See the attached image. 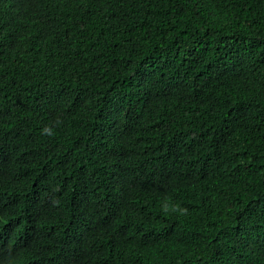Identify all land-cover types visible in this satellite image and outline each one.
Masks as SVG:
<instances>
[{"label": "trees", "instance_id": "1", "mask_svg": "<svg viewBox=\"0 0 264 264\" xmlns=\"http://www.w3.org/2000/svg\"><path fill=\"white\" fill-rule=\"evenodd\" d=\"M0 264H264V0H0Z\"/></svg>", "mask_w": 264, "mask_h": 264}]
</instances>
